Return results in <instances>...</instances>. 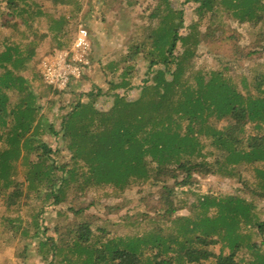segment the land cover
I'll return each instance as SVG.
<instances>
[{
	"label": "trees",
	"instance_id": "1",
	"mask_svg": "<svg viewBox=\"0 0 264 264\" xmlns=\"http://www.w3.org/2000/svg\"><path fill=\"white\" fill-rule=\"evenodd\" d=\"M187 1L195 5L196 21L207 17L208 23H212L218 15L216 6H221L225 15L230 12L228 14L238 23H258L264 19V0ZM52 3L55 6L68 4L67 0H52ZM126 3L128 7L144 5L139 12L144 26L135 24V27H142V35L139 40H130L126 50L112 52L114 60L99 63V71L114 74L121 64L122 82L112 87L127 88L132 83L135 65L141 59L147 61L146 70L152 74L151 78L144 80L140 95L134 100L114 94L112 106L107 110L96 108L90 100L91 94L87 102L77 100L60 122L61 139L69 157H62L58 162L52 154L60 149L52 148L36 135L39 129L51 133L52 126L46 118H40L36 94L22 75L38 54L39 45L54 33L40 30L43 11L36 2L0 0V123L3 128L0 133V194L7 197L5 208L14 207L29 216L37 207L42 209L45 203L53 206L68 203L65 189L70 185L80 195L100 185L123 190L133 182L150 179L164 183L166 176L184 186L192 181L195 172L216 173L219 166L234 172L241 163L251 164L253 171L264 176V169L255 165L264 161V71L256 73L251 82L258 94H243L221 71L205 73L194 68L192 59L197 46L205 41L206 32L196 29L194 35L179 33L182 12L171 0H158L157 3L156 0H126ZM53 20L60 26L57 35H64L66 19L58 16ZM210 29L208 24L205 30L208 33ZM14 32H23L21 42L11 39ZM178 44L182 51L175 53ZM255 47L264 50V28L256 34ZM254 53L257 50L247 55ZM112 66L114 70L110 72ZM11 91H16L19 97L13 103L10 102ZM222 119H226V123L218 127L216 123ZM247 123L250 127L245 133ZM203 138H209V142ZM207 144L223 151V156L216 157L212 163L198 160ZM30 154L35 158L30 159ZM19 159L28 166L22 180L12 177L11 172ZM34 182H40L42 190L38 199L33 200L28 197L32 193L25 192L22 186H32ZM167 188L164 185V189ZM218 206V216L202 223L215 222L211 227L213 234L221 229L220 226H228L229 236H233L228 253L215 254L201 247L215 243L210 232L204 237L194 236L188 242H180L173 233L169 234L168 241L177 244L175 248L157 238L149 245L138 238L126 242L121 237L107 238L98 244L99 237L108 235L107 231L97 226L95 234L90 227L91 220H78L82 209L72 206L67 207V211L76 220L55 226V232H64L60 237L65 236L66 246L84 256L81 264H150L142 259L147 249H154L149 258L152 264H172L167 254L175 249L176 254L184 257V264L199 263L212 256L214 264H238L234 256L239 241L231 229L238 226L237 216H246L244 211L250 206L244 199L234 196ZM175 209L171 207L166 214L170 215ZM38 215H35L37 220H33L32 229L26 222L16 223L12 219L0 233L1 237L10 233L13 238L25 239L24 246L16 250V257L24 258V249L32 240L38 250L45 246L40 238H44L48 228L41 227ZM199 225L200 222L192 220L182 233L192 234ZM253 225L264 235V220L253 222ZM45 239L51 263L58 244L53 236ZM247 248L254 254L252 264H264V252L255 242Z\"/></svg>",
	"mask_w": 264,
	"mask_h": 264
},
{
	"label": "rangeland",
	"instance_id": "2",
	"mask_svg": "<svg viewBox=\"0 0 264 264\" xmlns=\"http://www.w3.org/2000/svg\"><path fill=\"white\" fill-rule=\"evenodd\" d=\"M28 1L36 2L40 5V10L43 11L40 16V30L42 32L47 30L49 33H54V35L50 33L53 37L50 35L39 45L38 54L34 56L29 68L22 75L28 80V84L36 94L40 118H46L52 126L51 133H44L39 129L36 135L52 148L60 149L52 154L54 159L59 162L62 157H69L65 143L61 139L60 122L77 100L87 102L88 96L91 94L90 100L94 101V106L101 110H107L112 106L114 94L122 95L129 100L136 99L140 95V87L144 85V80L147 78L149 80L152 74L147 73V61L140 59L135 65L130 88H123L122 86L119 90V88L112 87L122 82L120 64L117 67L118 71L114 70L113 66L110 68V72L114 70V74L107 73L101 76L103 72L98 71L95 73L98 77L94 79L88 75L71 87L57 90L46 85L40 76L38 64L41 57L54 49L68 47L79 25L86 27L89 33H92V27L97 26H102L107 30L106 34L108 35L106 36L110 39L108 44L101 43L103 50L109 48L117 51L120 49L126 50L130 40H139L140 35H142V27H135V24L144 26V19L139 18V12L144 5L128 7L126 0H67L68 4H57L56 6L53 5L52 0ZM171 1L173 6L182 12L179 33L194 35L196 29L203 33L206 32V35L203 36L205 41L197 46L196 54L192 59L194 68L205 73L219 70L241 93L257 95L258 90L251 86V82L256 73L264 71V50L255 47L256 34L264 28V19L258 23H238L229 15L230 12L225 15L224 9L221 6H216L215 10L218 15L212 23H208L207 17L196 21L195 5L192 2L187 0ZM157 2L158 0H156ZM58 16L64 17L67 22L66 28L64 27L66 33L60 36L57 35L59 33L57 28L60 26L53 20ZM208 24L211 25L212 29L208 30L207 33L205 28ZM21 29L23 28L21 27ZM7 32L10 31L7 30ZM90 36L91 41L93 36L91 34ZM22 37L23 32H14L11 39L15 42H21ZM253 50H257V53L248 56V52ZM181 51L182 47L178 44L175 53ZM99 53L103 52H98L92 42L91 59L95 60ZM166 77L170 78V74H167ZM93 80H101V83ZM250 87L251 90L249 91ZM115 90H119V92ZM9 95L11 103L16 102L19 98L16 91L9 92ZM225 123L226 119H222L216 125L221 127ZM249 127L250 123H247L245 133L248 132ZM2 130L0 123V133ZM203 140L209 142V138H203ZM1 142L0 139V146ZM205 149L198 160L204 159L212 163L216 157L218 158L224 154L223 151L216 150L210 144H207ZM29 157L34 159L35 155L30 154ZM255 165L264 169V161ZM213 167L211 165L212 169ZM219 167L216 173L195 172L192 181L184 186L174 183L171 177L166 176L164 183L150 179L133 182L123 190H117L108 185H100L90 187L84 195H80L70 185L65 189L68 203L59 206L45 203L42 209H40V206L37 207L29 213V216L19 213L14 207L5 208L7 197L0 194V233L5 228L7 221L12 219L16 223L26 222L32 229L31 226H34L33 220H37L35 218L36 214H39L37 218L41 227L46 226L48 228L44 238H40L45 242V246L38 250V247L34 245V240L30 241L24 249V258L21 255L16 257L15 252L18 248L21 249L24 246L25 239L13 238L10 233L8 235L2 234V237L0 236V247H2V250L0 249V264L83 263L84 256L71 251L64 242L65 236L60 237L61 233L64 232H55V226H59L63 222L76 220L67 211L69 206L82 209L78 220H91L90 227L95 234H97V226L107 231L108 235L99 237L98 244L103 243L107 238L121 237L126 242L138 238L147 241L149 245L153 238H157L160 242L166 243V245L170 244L175 248L177 244H171L168 241L169 234L173 233L178 240L180 239V242H188L194 236L204 237L207 235L206 232L212 233L211 227L215 222L210 224V222L202 223V221L216 218L219 214L218 209H220L218 203H224L229 196L242 198L250 206L247 211H244L246 216L240 218L237 216L235 221H239L238 226L235 229L232 228L231 231L236 234L234 237L239 241V246L235 250V260L238 264H252L251 260L254 254L247 248V245L255 242L260 251L264 252V235L259 234L256 226L253 225V222L264 220V176L258 171H253L251 164L241 163L235 167L234 172L225 169V167ZM27 169L26 162L19 159L15 164V168H11L12 177L22 180ZM179 176L181 178L183 174ZM164 185L168 188L164 189ZM22 189L25 192L26 190L31 192L32 194L28 197L34 200L38 197L42 186L40 182H34L32 186L23 185ZM25 197L27 196L24 195ZM171 207L176 209L170 215H167L166 212ZM109 208L113 209L109 210ZM192 220L200 222L198 229L192 234H183V229L188 224L190 225ZM216 226L219 228L220 224ZM220 228L218 231L214 229L216 235L212 233L215 243L206 246L201 245L202 248H207L215 254L230 251L229 241L233 236H229L227 225H222ZM30 233L32 234L31 230ZM49 235L53 236L58 244L51 263H49L50 257L47 258L49 249L48 241L45 239ZM176 250L169 251L167 256H171L172 264H184V257L176 254ZM153 252L154 249H147L142 259L152 264L149 258H152ZM214 263L215 259L212 256L193 264Z\"/></svg>",
	"mask_w": 264,
	"mask_h": 264
},
{
	"label": "built area",
	"instance_id": "3",
	"mask_svg": "<svg viewBox=\"0 0 264 264\" xmlns=\"http://www.w3.org/2000/svg\"><path fill=\"white\" fill-rule=\"evenodd\" d=\"M89 31L83 25L76 29L68 47L44 54L38 64L43 82L57 90H64L82 78L92 68Z\"/></svg>",
	"mask_w": 264,
	"mask_h": 264
},
{
	"label": "crops",
	"instance_id": "4",
	"mask_svg": "<svg viewBox=\"0 0 264 264\" xmlns=\"http://www.w3.org/2000/svg\"><path fill=\"white\" fill-rule=\"evenodd\" d=\"M107 33V30L104 29L102 26H97V27H92V33H89V35L91 34L93 37H92V40H91V43L93 42V46L95 45L96 48H97V51L100 52L102 51L103 53H99V56H97V58L95 60L91 59V62H93V65H92V68L89 72H87L83 77L82 79L85 77V76H90V78L94 79L98 76L95 75V73H97L99 71V63L101 64H104V63H111L112 60H114V56H111L110 54L112 52H115L117 50H111L110 48L107 49V50H103V46L101 45V43L103 44H108V40L110 39V37L106 36L108 34ZM91 37V36H90ZM91 39V38H90ZM122 46V45H121ZM101 72V70L99 71ZM103 72V71H102ZM105 73V72H104ZM104 73H101V76L103 75H106L107 74V71H106V74ZM109 73V72H108ZM111 74V73H109ZM81 79V78H80ZM79 80H75V81H72L68 86H73L75 84H77ZM95 81V80H93ZM95 82H98V83H101V80H97ZM132 85V83H131ZM131 85L127 88H130ZM107 89H110V88H107ZM121 88H119L120 90ZM119 90H115L116 92H119ZM131 90H133L131 88ZM113 92V91H112ZM73 94V93H72Z\"/></svg>",
	"mask_w": 264,
	"mask_h": 264
}]
</instances>
